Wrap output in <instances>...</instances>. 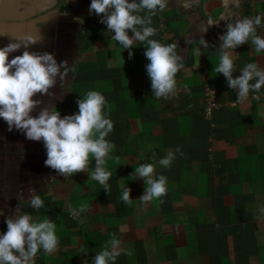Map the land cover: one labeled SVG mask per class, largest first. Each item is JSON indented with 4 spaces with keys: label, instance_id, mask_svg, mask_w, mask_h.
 <instances>
[{
    "label": "crops",
    "instance_id": "1",
    "mask_svg": "<svg viewBox=\"0 0 264 264\" xmlns=\"http://www.w3.org/2000/svg\"><path fill=\"white\" fill-rule=\"evenodd\" d=\"M184 2L168 0L153 17L152 38L177 43L184 63L175 95L157 99L144 46L123 50L111 40L114 33L90 12L91 0H0V48L27 44L28 36L38 39L9 53V61L27 50L52 53L57 63L69 65L63 85L58 76L50 94L33 97L42 103L32 115L51 106L62 117L73 115L77 101L95 90L104 95V112L114 122L106 137L116 145L105 162L112 173L108 194L88 171L65 177L47 167L43 142L10 130L0 118V227L16 212L30 214L54 222L60 240L58 251L41 250L35 264H92L113 234L125 250L114 264H264V219H257L264 205V100L250 93L238 102L236 90L213 70L228 21L200 30L225 11L241 18L264 13V0H239V6L236 0H200L189 9ZM257 32L264 36V28ZM201 36L207 49L199 44ZM234 51V76L249 62L264 68V53H255L250 43ZM205 84L215 89L220 105L210 117L204 114ZM169 152L171 166H160ZM146 162L155 163L156 177H167L163 204L137 200L145 181L132 174ZM94 167L92 160L89 171ZM124 186L131 188V204L119 199ZM30 194L40 195L47 209L22 210ZM81 204L89 211L73 218L69 208Z\"/></svg>",
    "mask_w": 264,
    "mask_h": 264
},
{
    "label": "clouds",
    "instance_id": "2",
    "mask_svg": "<svg viewBox=\"0 0 264 264\" xmlns=\"http://www.w3.org/2000/svg\"><path fill=\"white\" fill-rule=\"evenodd\" d=\"M200 0H186L182 7L189 9L199 5ZM227 3V0H225ZM239 6V0H236ZM168 6V0H91L90 12L101 16V23L106 24L111 40L118 42L123 50L131 49L133 45H142L144 55L149 61L146 65L147 74L151 80L152 95L157 99H167L177 91V73L184 68L183 56L176 51L178 44L162 43L153 39L157 29L152 26L153 17L157 12H163ZM232 17H235L233 22ZM221 20L228 21L226 32L219 39V63L214 65V71L223 74L227 85L236 90L240 103L249 98L250 93H259L264 88V68L255 62L247 63L236 72L233 52L245 43H250L255 53H264V36L258 34L257 28H264V13L254 16L240 17L239 14L225 11L218 19L209 18L205 27L218 24ZM129 32L132 35H129ZM28 43H9L0 48V118L33 141H42L47 152L45 165L54 169L59 175L71 177L82 171L90 173V180L97 181L109 194L108 184L112 173L105 167L106 158L116 145L106 137L114 130V122L104 112L106 99L95 90L86 92L77 101L78 112L73 115L61 116L55 106L44 107L37 116L32 112L42 103L33 99L37 94H50L49 90L60 81H65L69 72L67 61L57 63L52 53H35L25 50L9 61V53L18 50L22 44L29 45L38 41L28 36ZM199 44L208 48V41L201 36ZM133 53L129 52V57ZM259 99V96L254 97ZM176 151H180L178 148ZM174 153L169 152L160 158L158 164L170 167ZM95 161V167L89 171V165ZM155 161V153H153ZM155 163H141L135 167L132 175L145 181V191L137 200L148 204L159 201L167 194V177H156ZM121 199L126 204L132 203L131 188L121 189ZM30 206L39 209L44 201L38 194H30ZM89 211L87 205L79 208H69V214L78 218V213ZM257 219H264V205L259 208ZM83 223V220L80 221ZM7 231L0 233V264H35L37 254L43 250L51 255L58 251L60 240L56 234V225L48 218L35 220L30 214H16L6 220ZM121 240L114 234L107 245L98 251L92 264H114L121 255ZM81 252H86L82 249ZM131 255V253H127Z\"/></svg>",
    "mask_w": 264,
    "mask_h": 264
},
{
    "label": "built area",
    "instance_id": "3",
    "mask_svg": "<svg viewBox=\"0 0 264 264\" xmlns=\"http://www.w3.org/2000/svg\"><path fill=\"white\" fill-rule=\"evenodd\" d=\"M256 96H259V99L257 100L260 99L264 100V94L256 93L253 94L252 97L254 98ZM203 102H204V114L206 117H210L212 113L220 107V105L216 101L215 89L209 84H205L203 87Z\"/></svg>",
    "mask_w": 264,
    "mask_h": 264
},
{
    "label": "trees",
    "instance_id": "4",
    "mask_svg": "<svg viewBox=\"0 0 264 264\" xmlns=\"http://www.w3.org/2000/svg\"><path fill=\"white\" fill-rule=\"evenodd\" d=\"M20 207L22 210H24L27 213L28 212L41 213L47 209L46 206H43L39 209L33 208L30 206V202H22ZM0 228H1V232L5 233L7 231V224L6 223L2 224Z\"/></svg>",
    "mask_w": 264,
    "mask_h": 264
},
{
    "label": "rangeland",
    "instance_id": "5",
    "mask_svg": "<svg viewBox=\"0 0 264 264\" xmlns=\"http://www.w3.org/2000/svg\"><path fill=\"white\" fill-rule=\"evenodd\" d=\"M8 141V140H7ZM4 143H5V141H4ZM9 190H10V188H9ZM9 190H8V192H9Z\"/></svg>",
    "mask_w": 264,
    "mask_h": 264
}]
</instances>
